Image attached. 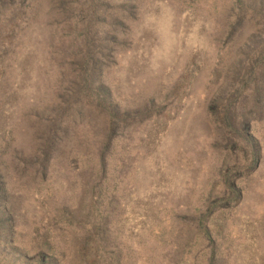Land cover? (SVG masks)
<instances>
[{"label":"rangeland","instance_id":"obj_1","mask_svg":"<svg viewBox=\"0 0 264 264\" xmlns=\"http://www.w3.org/2000/svg\"><path fill=\"white\" fill-rule=\"evenodd\" d=\"M261 53L264 0H0V264H264Z\"/></svg>","mask_w":264,"mask_h":264},{"label":"trees","instance_id":"obj_2","mask_svg":"<svg viewBox=\"0 0 264 264\" xmlns=\"http://www.w3.org/2000/svg\"><path fill=\"white\" fill-rule=\"evenodd\" d=\"M131 7L133 8L134 5H132ZM131 7H130V8H131ZM240 20H241V19H240V17H239V20H238V21L240 22ZM260 57H261V58H264V53H261V56H260ZM104 144H106V142H105ZM44 156H45V155H44ZM44 156H43L42 161H40V162H41V165H40V166H42V167H43L44 165H46V163H45V159H46V158H44ZM100 157L102 158V154H101ZM101 161H102V159H101ZM102 163L104 164V162H102ZM102 163H101V165L103 166ZM120 253H121V252H116V253H114V254L112 253V254L110 255L111 260H114V259H115L116 261L119 262V259H120ZM118 262H115V263H118ZM51 264H54V263H51Z\"/></svg>","mask_w":264,"mask_h":264}]
</instances>
